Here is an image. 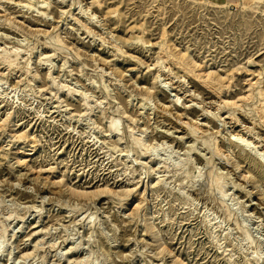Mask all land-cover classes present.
Masks as SVG:
<instances>
[{
	"label": "rangeland",
	"instance_id": "1",
	"mask_svg": "<svg viewBox=\"0 0 264 264\" xmlns=\"http://www.w3.org/2000/svg\"><path fill=\"white\" fill-rule=\"evenodd\" d=\"M2 49L0 264H264V0H0Z\"/></svg>",
	"mask_w": 264,
	"mask_h": 264
},
{
	"label": "bare ground",
	"instance_id": "2",
	"mask_svg": "<svg viewBox=\"0 0 264 264\" xmlns=\"http://www.w3.org/2000/svg\"><path fill=\"white\" fill-rule=\"evenodd\" d=\"M41 5H47V2H45V1H42L41 3H40ZM45 7V6H44ZM44 14V12L42 13V15ZM51 45H56L57 47H58V49H60V50H62L63 48H66L61 42H58V41H54V40H51ZM13 53V55L11 56V54ZM18 54H19V52H18V50L17 49H15L14 51H12V52H7V51H5V50H1L0 51V64L1 65H3V66H6L7 68H14V69H17L18 68V66H17V64H16V57L18 56ZM13 56H14V58H13ZM76 59H77V57H76ZM28 66H29V64H27V66L25 67H20L19 69L20 70H25V73H28ZM54 82V81H53ZM53 84V83H52ZM55 86H58L59 87V85H55ZM63 87V86H62ZM99 87V86H98ZM102 87V86H101ZM100 88V87H99ZM103 89H107V88H105V87H102ZM101 88V89H102ZM258 88V87H257ZM100 89V90H101ZM102 89V90H103ZM260 89V88H259ZM105 90H103V92L105 91ZM107 91V90H106ZM259 91V90H258ZM74 92H76V91H74ZM105 93V92H104ZM259 93V92H258ZM260 93H261V91H260ZM259 93V94H260ZM81 96H83V98H85L84 96H86V95H84L83 93L82 94H80ZM79 95V96H80ZM105 96H107V95H105ZM89 98V97H88ZM88 98H86V100L88 99ZM120 120V119H119ZM118 119H110V121H109V123H107L108 124V127H109V129H110V131H112V132H114L115 134L118 132V125H119V123H120V121H119ZM120 126V125H119ZM107 127V128H108ZM189 133L191 134V136L192 137H194L195 139L197 138V136H198V134H199V131H198V129L197 128H195V127H189ZM109 132V131H108ZM133 136V135H132ZM135 138V137H134ZM202 138V137H201ZM200 138V139H201ZM204 138V137H203ZM133 139V138H132ZM134 140V142L136 143V144H138L140 141L139 140H137V139H133ZM203 140V139H202ZM241 140V139H240ZM204 141H205V139H204ZM212 141V140H211ZM242 141V140H241ZM142 142V141H141ZM202 142V141H201ZM206 142V144H208L207 143V141H205ZM246 143V142H245ZM135 145V144H134ZM138 145H141V144H138ZM215 145H216V143H215ZM214 144H213V147H212V149L210 150L208 147H207V149H209V153H210V157H209V159L208 160H206V164H207V166H209V165H211V160H212V156L213 155H218L220 152H219V149L215 146ZM142 147L144 146V144H142L141 145ZM215 146V147H214ZM138 147V146H137ZM205 147V149H206V146H204ZM145 148V149H144ZM211 148V147H210ZM148 149H149V147L148 146H144L143 147V153L145 154L146 152H148ZM150 152V151H149ZM130 154V153H129ZM143 154V155H144ZM147 154V153H146ZM149 154H147V156H148ZM182 161V160H181ZM187 161H185V163H186ZM179 164V163H178ZM205 164V165H206ZM209 164V165H208ZM213 164V163H212ZM214 165V164H213ZM233 165V164H232ZM181 166L182 165H180V167L179 168H181ZM234 166L235 167H237V165L236 164H234ZM175 167H176V165H175ZM211 167V166H210ZM178 168V167H177ZM213 168H214V166H213ZM212 167H211V169H213ZM144 169V168H143ZM173 169V168H172ZM207 169H209V167L207 168ZM175 170V169H174ZM218 169H216V167H215V170H209L208 171V173H206L205 175V177H204V179H201V180H204L205 181V178H206V181L205 182H202L201 183V185L202 186H204V190L206 189V191L208 190V192H210L211 194H215V195H213L214 196V198H215V200L217 199L218 200V203H219V205L218 206H220V204L223 206V208H224V210L226 211V213H224V214H230V209H228V207H227V204H226V200L228 201V198H226V197H228L229 195H227V190H225V185H224V183H223V176H222V174H220V173H217L218 171H217ZM144 171V170H143ZM142 171V172H143ZM146 171H148V169H146L145 171H144V173H147ZM172 171V170H171ZM177 171H178V169H177ZM207 171V170H206ZM206 171H204V173L206 172ZM174 172V171H173ZM200 173V175H204V173H202L201 174V172H199ZM199 175V176H200ZM200 177H202V176H200ZM198 179H200V178H198ZM191 186H193L192 184H190ZM200 185V184H199ZM198 185V186H199ZM198 186H197V188H198ZM199 187H201V186H199ZM240 187V186H239ZM192 188V187H191ZM203 188V187H202ZM193 189V188H192ZM241 189V188H240ZM203 190V191H204ZM194 191V190H193ZM197 191V190H196ZM195 191V192H196ZM197 193V192H196ZM199 193V192H198ZM209 193V194H210ZM206 194V193H205ZM208 194V195H209ZM216 195H217V197H216ZM205 198V197H204ZM213 198V199H214ZM211 199H212V197H211ZM209 200V199H208ZM212 202V201H211ZM211 204V203H210ZM214 204V203H213ZM217 205V204H216ZM215 205V206H216ZM212 206V205H211ZM214 206V207H215ZM232 206V205H231ZM220 208H222V207H220ZM222 208V209H223ZM230 208V207H229ZM222 209H220L221 211H222ZM219 210V209H218ZM232 210V209H231ZM224 212V211H223ZM222 215H223V213H222ZM229 216V215H228ZM233 216V215H232ZM226 217H227V215H226ZM231 217V216H230ZM236 217V216H235ZM232 218V217H231ZM229 219V218H228ZM235 220H236V218H235ZM238 227H239V225H238ZM241 227V226H240ZM4 228V227H3ZM2 228V225L0 226V230L2 231V233L4 234L5 233V231H4V229ZM242 230H243V228H242ZM241 231V230H240ZM242 232V231H241ZM247 239H248V237H246ZM244 239H245V237H244ZM246 239V240H247ZM249 241H251V240H249ZM251 243H253L252 241H251ZM250 243V244H251ZM165 251V250H164ZM163 250H162V252H164Z\"/></svg>",
	"mask_w": 264,
	"mask_h": 264
}]
</instances>
